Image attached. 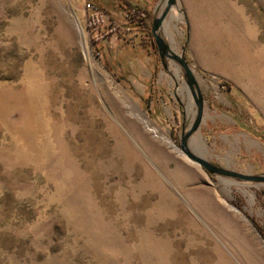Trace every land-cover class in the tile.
<instances>
[{
  "label": "rangeland",
  "instance_id": "obj_1",
  "mask_svg": "<svg viewBox=\"0 0 264 264\" xmlns=\"http://www.w3.org/2000/svg\"><path fill=\"white\" fill-rule=\"evenodd\" d=\"M166 1L0 0V264H264V183L179 148L199 94L189 150L264 176V0H176L194 97Z\"/></svg>",
  "mask_w": 264,
  "mask_h": 264
},
{
  "label": "water",
  "instance_id": "obj_2",
  "mask_svg": "<svg viewBox=\"0 0 264 264\" xmlns=\"http://www.w3.org/2000/svg\"><path fill=\"white\" fill-rule=\"evenodd\" d=\"M175 3H176V0H167L166 1V5H165L163 12L158 17H155L152 20L151 34L154 37V43L157 47L158 54H159L161 61H163L164 58L167 57V58H170L171 60L178 62L181 65V67L184 70V77L186 80V84H187L192 96L194 97L195 94H194V88L193 87L195 85V80H194V77H193L191 71L189 70V68L187 66L185 59L183 57H179L176 54H174L173 52H171V50L169 49V47L167 46V44L163 40V38L160 35H158V31H159L160 27L162 26V23H163L165 17L167 16L170 9L175 5ZM197 96L199 98L198 101H196L197 108H198L197 113H196L197 115H196V118L194 120L193 125L185 133H183V136H182L180 143H179V148H180L181 152L188 159H190L195 164H197L199 167H201L209 175L217 174L219 176L235 178V179L242 180V181L264 183V176L243 175V174H239V173L227 170V169H223L221 167H217V166L209 163L208 161H206L202 156H200V155L198 156L194 152H191L189 150L188 139L198 129V127L201 123V119H202V101H201L200 95L198 94ZM262 232H263V236H264V218L262 220Z\"/></svg>",
  "mask_w": 264,
  "mask_h": 264
},
{
  "label": "bare ground",
  "instance_id": "obj_3",
  "mask_svg": "<svg viewBox=\"0 0 264 264\" xmlns=\"http://www.w3.org/2000/svg\"><path fill=\"white\" fill-rule=\"evenodd\" d=\"M77 28H78V31H79V35L81 37V43H82V47H83V51H84L85 57L89 58L88 57L89 56L88 55L89 50H88V47H87V42H86V40L84 39V36H83V30L81 29L82 27L78 26ZM155 132L156 131L153 129V133H155ZM193 143H194L193 144L194 147H198V148L204 149L203 141H202L200 136H198Z\"/></svg>",
  "mask_w": 264,
  "mask_h": 264
},
{
  "label": "trees",
  "instance_id": "obj_4",
  "mask_svg": "<svg viewBox=\"0 0 264 264\" xmlns=\"http://www.w3.org/2000/svg\"><path fill=\"white\" fill-rule=\"evenodd\" d=\"M135 11H136V10H134V12H135ZM136 13H138V11H136ZM141 15H142V16H144V14H143V13H142ZM90 22H92V23H93L94 21H90Z\"/></svg>",
  "mask_w": 264,
  "mask_h": 264
}]
</instances>
